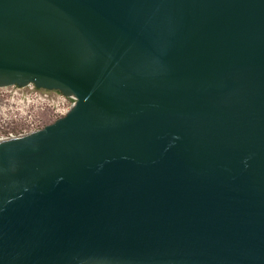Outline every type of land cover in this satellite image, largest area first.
<instances>
[{"label":"water","instance_id":"95a60500","mask_svg":"<svg viewBox=\"0 0 264 264\" xmlns=\"http://www.w3.org/2000/svg\"><path fill=\"white\" fill-rule=\"evenodd\" d=\"M74 102L0 140V264H264V0H0V86Z\"/></svg>","mask_w":264,"mask_h":264},{"label":"rangeland","instance_id":"374dc122","mask_svg":"<svg viewBox=\"0 0 264 264\" xmlns=\"http://www.w3.org/2000/svg\"><path fill=\"white\" fill-rule=\"evenodd\" d=\"M5 99L0 93V136L39 128L56 118V113L49 105L22 100L15 103Z\"/></svg>","mask_w":264,"mask_h":264},{"label":"built area","instance_id":"2783aa9c","mask_svg":"<svg viewBox=\"0 0 264 264\" xmlns=\"http://www.w3.org/2000/svg\"><path fill=\"white\" fill-rule=\"evenodd\" d=\"M0 93L2 97H6L5 100L9 102L14 101L16 103L17 101L20 100L21 102L22 100V101H27L28 103L34 102L38 104L49 105L56 113V118L63 115L74 102V98L72 96L64 95L63 93L57 90L37 88L32 83H29L25 86H17V85H10L4 87L0 86ZM39 128L38 127L31 128L28 131H24L18 134L9 133L7 135L0 136V140L15 137L28 132H32Z\"/></svg>","mask_w":264,"mask_h":264}]
</instances>
